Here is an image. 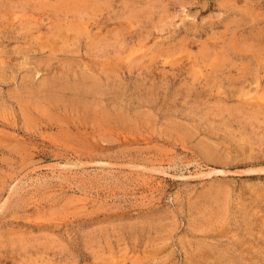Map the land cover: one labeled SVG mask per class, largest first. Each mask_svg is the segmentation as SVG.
I'll list each match as a JSON object with an SVG mask.
<instances>
[{"label":"rangeland","instance_id":"1","mask_svg":"<svg viewBox=\"0 0 264 264\" xmlns=\"http://www.w3.org/2000/svg\"><path fill=\"white\" fill-rule=\"evenodd\" d=\"M0 264H264V0H0Z\"/></svg>","mask_w":264,"mask_h":264},{"label":"bare ground","instance_id":"2","mask_svg":"<svg viewBox=\"0 0 264 264\" xmlns=\"http://www.w3.org/2000/svg\"><path fill=\"white\" fill-rule=\"evenodd\" d=\"M73 5V4H72ZM87 9V8H86ZM221 54H222V52H221ZM241 67V66H240ZM79 68V67H78ZM214 68H216V67H214ZM75 76V75H74ZM57 83V82H56ZM98 85V84H97ZM99 87V86H98ZM57 89V88H56ZM96 89V88H95ZM98 90V89H97ZM87 93H89L88 91H87ZM91 93V92H90ZM222 224V223H221ZM213 225V224H212ZM223 225V224H222ZM205 236V235H204ZM229 243V242H228ZM241 253V252H240ZM219 254V253H218ZM197 255V254H196ZM204 259V258H203Z\"/></svg>","mask_w":264,"mask_h":264}]
</instances>
